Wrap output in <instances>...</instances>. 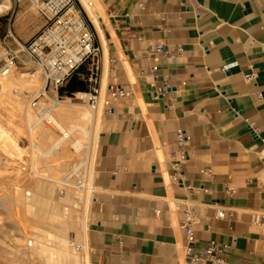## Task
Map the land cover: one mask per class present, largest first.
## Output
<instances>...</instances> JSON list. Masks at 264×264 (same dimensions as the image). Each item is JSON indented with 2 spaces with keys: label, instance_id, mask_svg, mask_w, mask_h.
Returning a JSON list of instances; mask_svg holds the SVG:
<instances>
[{
  "label": "crops",
  "instance_id": "crops-1",
  "mask_svg": "<svg viewBox=\"0 0 264 264\" xmlns=\"http://www.w3.org/2000/svg\"><path fill=\"white\" fill-rule=\"evenodd\" d=\"M103 2L98 82L130 95L103 114L96 141L105 209L88 221L90 263L201 264L180 225L190 202L193 254L216 241L232 264H264V0ZM160 41L169 52L153 73ZM179 129L191 137L185 159Z\"/></svg>",
  "mask_w": 264,
  "mask_h": 264
},
{
  "label": "rangeland",
  "instance_id": "rangeland-1",
  "mask_svg": "<svg viewBox=\"0 0 264 264\" xmlns=\"http://www.w3.org/2000/svg\"><path fill=\"white\" fill-rule=\"evenodd\" d=\"M3 1L9 6L0 9V58L10 20L21 41L44 24L28 0ZM74 2L98 41L80 0ZM97 13L100 16L99 8ZM89 68L81 69L79 77ZM32 70L38 74L30 83L27 73ZM2 79L8 81L0 86V264H85V249H76L87 243L85 215L88 226L105 209L103 195L93 184L96 128L107 109L95 111L97 107L59 91L64 99L55 103V91L44 88L42 69L34 64L0 72ZM84 113L89 117L82 118Z\"/></svg>",
  "mask_w": 264,
  "mask_h": 264
},
{
  "label": "built area",
  "instance_id": "built-area-1",
  "mask_svg": "<svg viewBox=\"0 0 264 264\" xmlns=\"http://www.w3.org/2000/svg\"><path fill=\"white\" fill-rule=\"evenodd\" d=\"M15 4H21L24 0H12ZM33 4L39 16L44 20L41 29L30 39L21 41L10 20L3 36L4 55L0 58V72L5 73L12 67H26L37 65L42 69L45 77V86L52 88L56 97L55 103L63 101L64 97L58 95L59 88L65 85L67 80L74 74L80 73L81 69L90 65V87L88 91L73 93L69 99H78L86 105L97 107L102 95V87L98 82L100 68L101 45L95 40L94 33L85 23L82 12L77 8L74 0H28ZM142 7L143 4L140 3ZM180 50V49H178ZM204 52H209V45H203ZM164 42H157L149 53L153 60L151 71L159 72L160 55L168 53ZM247 76V80L251 79ZM164 84L159 88L161 95L169 89ZM80 93V95H78ZM130 95V91L120 84H110L104 92L103 104L107 111L114 110V103ZM252 127V125H250ZM253 129V128H252ZM254 132V129H253ZM176 139L182 147L181 155L188 157V143L190 135L184 129L176 131ZM177 179V177H174ZM216 218L233 217L232 212L218 210ZM199 222L190 202H184L181 209L180 225L186 234V250L201 264H232L224 250L216 241H211L199 254H193L192 245L195 243V225ZM260 223L257 217L253 221ZM79 250L78 247H76Z\"/></svg>",
  "mask_w": 264,
  "mask_h": 264
},
{
  "label": "bare ground",
  "instance_id": "bare-ground-1",
  "mask_svg": "<svg viewBox=\"0 0 264 264\" xmlns=\"http://www.w3.org/2000/svg\"><path fill=\"white\" fill-rule=\"evenodd\" d=\"M8 2V1H7ZM6 1H3V0H0V9H3V8H7L8 6H9V2L7 3ZM80 3L82 4V7H83V9H84V11L86 12V14H87V16L90 18V20H91V22H92V24L94 25V27H95V29H96V31H97V33H98V35L100 36V38L102 39V41L105 43V38H104V33H103V31H102V29H101V26H100V16H99V13H97V9L99 8V0H80ZM103 44V43H102ZM102 46V45H101ZM105 48H106V46H105ZM105 51V53H106V50H104ZM108 57V56H107ZM105 64V63H104ZM38 71V70H37ZM37 71H30L29 73H27L28 74V76H30L31 78L29 79L30 80V83H31V81L33 82V81H35L36 80V78H35V76H37ZM6 73H8V70L4 73V74H6ZM40 73V72H39ZM106 75V74H105ZM8 77V76H7ZM34 78V79H33ZM7 79H9V78H7ZM7 79H2V80H0V86H4V85H6V83H7ZM29 80H27V81H29ZM30 87V86H29ZM22 92V91H21ZM104 92H105V88L104 87H102V95H101V99L99 100V103H98V105H97V108L95 109V111H97V110H100L101 112L103 111V109H104V104H103V95H104ZM78 95H80V93H78ZM22 105V104H21ZM20 106V105H19ZM61 111H63L62 109H61ZM59 113V112H58ZM82 116V118H88L89 116H88V113H84V114H82L81 115ZM100 117V116H99ZM97 118V117H96ZM97 121V120H96ZM100 130H101V125L100 124H98L97 125V128H96V137H98V134H99V132H100ZM97 139V138H96ZM92 179H93V176H92V173H91V176H90V180H89V187L91 188V183H92ZM88 194V193H87ZM87 206V205H86ZM86 206H85V208H86ZM87 207H89V206H87ZM86 210V209H85ZM84 213V212H83ZM87 215V214H86ZM85 215V219H84V221H83V231H84V233H86V235H87V233H88V226H87V216ZM69 220V219H68ZM69 224H70V222H69ZM84 235V234H83ZM31 242V241H30ZM32 243V242H31ZM76 247H78L79 248V250L80 249H85V251H84V253H83V255H84V258H85V261H84V263L85 264H91L90 263V258H89V250H88V245H87V243H85V245L84 244H81V245H77ZM35 250V249H34ZM50 250V249H49ZM65 255V254H64ZM77 262V261H76ZM72 264V263H71Z\"/></svg>",
  "mask_w": 264,
  "mask_h": 264
},
{
  "label": "trees",
  "instance_id": "trees-1",
  "mask_svg": "<svg viewBox=\"0 0 264 264\" xmlns=\"http://www.w3.org/2000/svg\"><path fill=\"white\" fill-rule=\"evenodd\" d=\"M79 90H87V83L84 79L79 77V74H74L70 77L65 85L59 88L60 95H72Z\"/></svg>",
  "mask_w": 264,
  "mask_h": 264
}]
</instances>
